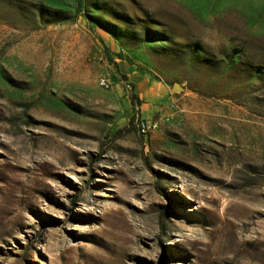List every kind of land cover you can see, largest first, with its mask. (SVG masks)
I'll list each match as a JSON object with an SVG mask.
<instances>
[{
    "label": "rangeland",
    "instance_id": "rangeland-1",
    "mask_svg": "<svg viewBox=\"0 0 264 264\" xmlns=\"http://www.w3.org/2000/svg\"><path fill=\"white\" fill-rule=\"evenodd\" d=\"M0 264H264V0H0Z\"/></svg>",
    "mask_w": 264,
    "mask_h": 264
},
{
    "label": "built area",
    "instance_id": "built-area-1",
    "mask_svg": "<svg viewBox=\"0 0 264 264\" xmlns=\"http://www.w3.org/2000/svg\"><path fill=\"white\" fill-rule=\"evenodd\" d=\"M97 83L102 88H108V83L105 79L99 77ZM135 132L140 137H144L147 133L152 132L158 128V123L154 120L147 119L145 117H134Z\"/></svg>",
    "mask_w": 264,
    "mask_h": 264
},
{
    "label": "trees",
    "instance_id": "trees-1",
    "mask_svg": "<svg viewBox=\"0 0 264 264\" xmlns=\"http://www.w3.org/2000/svg\"><path fill=\"white\" fill-rule=\"evenodd\" d=\"M111 36H113L114 38H117L116 37V35H115V33L113 32V30H112V28H110V27H108V26H104L103 27ZM118 76L121 78V79H123V80H126V77H125V75H123V74H118ZM129 86L132 88L133 87V85L130 83L129 84Z\"/></svg>",
    "mask_w": 264,
    "mask_h": 264
},
{
    "label": "water",
    "instance_id": "water-1",
    "mask_svg": "<svg viewBox=\"0 0 264 264\" xmlns=\"http://www.w3.org/2000/svg\"><path fill=\"white\" fill-rule=\"evenodd\" d=\"M164 84H165V85H169L168 83H165V82H164ZM176 90H181V88H180L177 84L174 83V84H172V86H171V91L174 92V91H176Z\"/></svg>",
    "mask_w": 264,
    "mask_h": 264
},
{
    "label": "crops",
    "instance_id": "crops-1",
    "mask_svg": "<svg viewBox=\"0 0 264 264\" xmlns=\"http://www.w3.org/2000/svg\"><path fill=\"white\" fill-rule=\"evenodd\" d=\"M145 84H147V81H145ZM147 92H149V91H145L144 94L146 95ZM148 96H150V95H148ZM141 105H142V104H141ZM144 117H147V115H144Z\"/></svg>",
    "mask_w": 264,
    "mask_h": 264
}]
</instances>
